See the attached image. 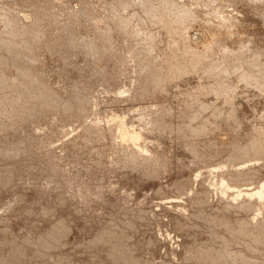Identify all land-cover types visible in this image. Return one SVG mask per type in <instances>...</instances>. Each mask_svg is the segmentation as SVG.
<instances>
[{
    "label": "rangeland",
    "instance_id": "obj_1",
    "mask_svg": "<svg viewBox=\"0 0 264 264\" xmlns=\"http://www.w3.org/2000/svg\"><path fill=\"white\" fill-rule=\"evenodd\" d=\"M150 1L0 0L22 28L0 23L1 264L264 263V154L244 151L264 139V0ZM238 196L258 207L251 248L220 224Z\"/></svg>",
    "mask_w": 264,
    "mask_h": 264
},
{
    "label": "bare ground",
    "instance_id": "obj_2",
    "mask_svg": "<svg viewBox=\"0 0 264 264\" xmlns=\"http://www.w3.org/2000/svg\"><path fill=\"white\" fill-rule=\"evenodd\" d=\"M148 1H149V0H142V2L135 4V3H133V1H131V0H118V2H117L118 5L115 6V7L118 8V6H119V9H122V11H123V10H126V9L128 10L131 6H137V5H138L137 7H138V8H141L142 11L144 12V14L149 15V16H150V15H151V16H152V15L155 16V12L157 11V5H156V6H155V5H152L151 1H150L151 4H150ZM163 1H164V0H163ZM167 1H168V0H167ZM167 1H166V2H167ZM234 1H235V0H234ZM256 1H257V0H256ZM134 2H135V1H134ZM212 2H213V1H212ZM224 2H225V1H224ZM157 3H158V0H157ZM157 3H156V4H157ZM112 4H113V3H112ZM153 4H154V3H153ZM163 4H164V3H163ZM163 4H162V6H163ZM226 4H228V3H226ZM167 5H168V3H167ZM112 6H113V8H115L114 5H112ZM160 6H161V3H160ZM160 6L158 5L159 8H160ZM166 7H167V6H166ZM253 7H254V6H253ZM213 8H214V7H213ZM105 9L107 10V8H105ZM105 9H104V11H105ZM163 9L165 10L166 8L163 7L162 10H163ZM116 10H117V9H116ZM131 10H132V9H131ZM162 10H161V11H162ZM164 10H163V11H164ZM133 11H134V8H133ZM216 11H217V10H216ZM233 11H234V10H233ZM119 12H120V10H119ZM113 13H114V12H113ZM120 13H121V12H120ZM123 13H124V12H123ZM132 13H133V12H132ZM161 13H162V12H161ZM236 13H237V12H236ZM246 13H247V12H246ZM246 13H245V14H246ZM87 14H88V13H87ZM259 14H260V13H259ZM90 15H92V14H90ZM93 15H94V14H93ZM115 15H116V14H115ZM123 15H124V14H123ZM158 15H159V14H158ZM237 15H238V14H237ZM240 15H241V14H240ZM248 15H249V14H248ZM257 15H258V14H257ZM170 16H174V17H172V18H173L175 21H180V22L183 21V18H182L183 16H181L180 14H177V13L174 14V13H173V15L171 14ZM251 16H252V15H251ZM89 17H90V16H89ZM119 17H120V16H119ZM165 17H166L167 19L169 18V16H168L167 14L165 15ZM220 17H221V15H220ZM253 17H254V16H253ZM121 18H123V17H121ZM150 18H151V17H150ZM158 18H159V17H158ZM158 18H157V22H158L162 17L160 16L159 20H158ZM217 18H218V17H217ZM231 18H232V17H231ZM155 19H156V18H155ZM169 19H170V18H169ZM174 20H173V21H174ZM99 21H100V20H99ZM115 21H116V20H115ZM118 21H119V20H118ZM120 21H121V20H120ZM120 21H119V22H120ZM130 21H131V20H130ZM155 21H156V20H155ZM169 21H170V20H169ZM173 21H172V22H173ZM175 21H174V22H175ZM94 22H95V21H94ZM97 22H98V21H96V23H97ZM153 22H154V21H153ZM0 23H1V25H2L3 28H6V27H11V28H12V27H13V28L22 29L21 26L18 25V22H16L15 20H14V21H7V20H3V19L0 18ZM129 23H130V22H129ZM151 23H152V21H151ZM55 24H56V23H55ZM158 24H159V23H158ZM119 25H122V26H121V30H123L122 33H123V35H124V31H125V33H126V30H127L126 27H129V24H128V22L123 21L122 24H119ZM229 25H230V24H229ZM237 26H238V25H237ZM227 28H228V27H227ZM235 28H236V27H235ZM18 29H16V30H18ZM233 29H234V28H233ZM236 29H237V28H236ZM3 30H4V29H3ZM10 30H11V29H10ZM36 30H37V29H36ZM234 30H235V29H234ZM244 30H246V29H244ZM0 31H1V30H0ZM37 31H39V30H37ZM37 31H36V32H37ZM110 31H111V30H110ZM242 31H243V30H242ZM9 32H10V31H9ZM9 32H6V33H9ZM13 32H14V30H13ZM13 32H12V33H13ZM30 32H31V31H30ZM36 32H35V33H36ZM169 32H170V31H169ZM194 32H195V31H194ZM196 32H197V31H196ZM228 32H229V30H228ZM10 33H11V32H10ZM10 33H9V34H10ZM18 33H19V32H18ZM21 33H22V32H21ZM37 33H40V32H37ZM37 33H36V36H37V37L35 36V37H36L35 39H36V40L38 41V43H39V39L42 38V34H41L42 32H41L40 34H38V35H37ZM233 33H234V32H233ZM233 33H232V34H233ZM13 34H14V33H13ZM190 34H191V35H190ZM190 34H189V35H190L191 37H193V35H194L195 33H194L193 35H192V33H190ZM211 34H212V33H211ZM221 34H222V33H221ZM235 34H236V32H235ZM7 35H8V34H7ZM23 35H24V34H23ZM212 35H213V34H212ZM239 35H240V34H239ZM21 36H22V35H21ZM216 36H217V34H216ZM220 36H221V35H220ZM5 37H6V35H5ZM18 37H19V36H18ZM112 37H113V36H112ZM181 37H185V36H181ZM194 37H196V36L194 35ZM222 37H223V36H222ZM189 38H190V37H189ZM198 38H199V37H198ZM200 38H201V37H200ZM13 39H15V38H13ZM13 39H12V40H13ZM17 39H18V38H17ZM180 39H181V38H180ZM185 39H188V37H187V38L185 37ZM224 39H225V38H224ZM12 40H10V41H12ZM32 40H33V39H32ZM70 40H71V41H70ZM74 40H75L74 38L69 37V42H73ZM218 40H219V39H218ZM2 41H7V39H6V40H2ZM2 41H1V42H2ZM8 41H9V40H8ZM34 42H35V41H34ZM220 42H222V40H221ZM6 43H7V42H6ZM9 43H10V42H9ZM9 43H7V44H9ZM35 43H37V42H35ZM238 43H239V42H238ZM3 44H4V43H3ZM7 44H6V45H7ZM15 44H16V43H15ZM68 44H69V43H68ZM213 44L215 45L216 43H213ZM218 44H219V43H218ZM218 44H217V45H218ZM1 45H2V43H1ZM10 45H11V44H9V46H10ZM12 45H14V42H12ZM71 45H72V44H71ZM220 45H221V44H220ZM16 46H17V45H16ZM14 47H15V46H13V48L11 47V50L15 51V50H14V49H15ZM18 47H19V46H18ZM71 47H72V46H71ZM214 47H217V46H214ZM220 47H221V46H220ZM8 48H9V47H8ZM20 48H21V47H20ZM22 49H23V48H22ZM8 50H9V49H8ZM11 50H10V51H11ZM16 50H17V48H16ZM31 64H32V63H31ZM5 65H6V64H5ZM2 66H3V65H2ZM18 69H19V74L21 75V77L24 76L23 78L26 79L25 76H27V77L29 78L28 81H30V82H28V81H27V82H28V83H33V84H32V87H33L34 84H37L35 78H34V77H31V76L29 75V73H28V69H24V68H18ZM1 74H2V73H1ZM1 74H0V75H1ZM57 75H58V74H57ZM28 78H27V79H28ZM60 78H61V77H60ZM10 79H11V78H10ZM24 79H23V80H24ZM49 82H50V81H49ZM257 82H260V79H257ZM23 83H24V82H23ZM25 83H26V82H25ZM28 83H26V84H28ZM10 84H11V83H10V80L6 79V78L4 77V75L2 74V76H0V90H2V87H4V89H5V87H8V85L11 86ZM26 84H25V86L27 87ZM15 85H16V84H15ZM19 85H20V84H19ZM30 85H31V84H30ZM30 85L28 84L29 89H28L27 92H29V90H30ZM48 85H49V84H48ZM50 85H51V83H50ZM52 85H53V84H52ZM13 86H14V85L12 84L11 87H13ZM20 86H21V85H20ZM20 86H17V88L20 87ZM37 86H38V87H37ZM37 86H36V87L39 89V85H38V84H37ZM41 86H42V85H41ZM43 86H44V85H43ZM46 86H47V85H46ZM11 87H10V88H11ZM21 87H23V85H22ZM63 87H64V86H63ZM8 88H9V87H8ZM24 88H25V87H24ZM42 88H43V87H42ZM25 89H26V88H25ZM25 89H24V90H25ZM31 89H32V88H31ZM58 89H59V88H58ZM16 90L18 91V89H16ZM16 90H15V91H16ZM19 90H21V89L19 88ZM32 90H33V89H32ZM35 90H37V89L35 88ZM44 90H45V87H44V89H43V92H40V90H37V92L39 91V95H38V93H37L36 95H38L39 98H41V96H42V98H44V97L47 98V96H49L48 93L52 94L51 92H48L47 90L44 92ZM48 90H49V89H48ZM13 91H14V90H13ZM13 91H12L11 93H13ZM15 91H14V92H15ZM21 91H23V88H22ZM49 91H51V90H49ZM24 93H25V91L23 92V94H24ZM45 93H46L47 95H46ZM13 94H15V93H13ZM16 94H17V92H16ZM18 94H20V93H18ZM23 94H22V95H23ZM31 94H32V93H31ZM31 94L29 93V95H31ZM24 95H25V94H24ZM32 95H33V94H32ZM40 95H41V96H40ZM45 95H46V96H45ZM54 95H55V94H54ZM14 96H17V95H14ZM18 96H19V95H18ZM20 96H21V95H20ZM20 96H19V97H20ZM33 96H34V95H33ZM50 96L53 97V95H50ZM50 96H49V97H50ZM55 96H56V95H55ZM55 96H54V97H55ZM19 97H17V98L19 99ZM21 97H22V96H21ZM31 97H32V96H31ZM34 97H35V96H34ZM49 97H48V98H49ZM17 98H16V99H17ZM23 98H24V97H23ZM23 98H22V99H23ZM32 98H33V97H32ZM39 98H38V99L36 98V99L39 100ZM42 98H41V99H42ZM16 99H15V101H16ZM26 99L28 100V97H27ZM30 99H31V98H30ZM53 99H54V98H53ZM53 99L51 98L52 101H53ZM4 100H5V99H4ZM10 100H11V99H10ZM27 100L23 99V102H22L21 99H20V100H18V101L21 102V103L23 104L24 101H27ZM31 100H33V99H31ZM48 100H49V99H48ZM48 100H47V101H48ZM5 101H7V100H5ZM13 101H14V100H13ZM13 101H12V102H13ZM35 101H36V100H35ZM44 101H46V99H45ZM44 101L42 100V103L45 105ZM47 101H46V103H47ZM52 101H50L51 104H52ZM12 102H11V104H13ZM16 102H17V101H16ZM19 102H17V104H18ZM50 102H49V103H50ZM53 102H54V101H53ZM29 103H30V102H29ZM31 103H32V102H31ZM35 103H36V102H35ZM49 103H48V104H49ZM55 103H57V101L54 102L53 104H55ZM22 104H21V105H22ZM26 104H28V103H26ZM32 104H33V103H32ZM32 104H31V105H32ZM71 104H72V103H71ZM15 105H16V104H15ZM19 105H20V104H18V106H17L18 108H19ZM34 105H35V104H34ZM34 105H33V106H34ZM46 105H47V104H46ZM56 105H57V104H56ZM11 106H12V105H11ZM35 106H36V105H35ZM49 106H50V104H49ZM53 106H54V105H53ZM53 106L51 105L50 108H52ZM64 106H65V105H64ZM8 107H9V106H8ZM14 107H15V106H14ZM40 107H41V106H40ZM40 107H39V108H40ZM12 108H13V106H12ZM21 108H22V107H21ZM23 108H24V107H23ZM37 108H38V107H37ZM3 109H4V108H3ZM10 109H11V108H10ZM34 109H35V108H34ZM34 109H32V110H34ZM41 109H42V108H41ZM80 109H81V108H80ZM15 110H16V109H14V111H15ZM30 110H31V109H30ZM5 111H6V110H5ZM12 112H13V110H12ZM12 112H11V113H12ZM15 112H16V111H15ZM30 112H31V111H30ZM16 113H17V112H16ZM31 113H32V112H31ZM13 114H14V113H13ZM90 125H91V124H90ZM121 125H122V124H121ZM96 127H97V126H96ZM119 127L122 128L123 125H122V127H121V126H119ZM262 127H263V126H262ZM86 128H87V127H86ZM91 128H92V127H91ZM98 128H99V127H98ZM259 128H260V127H259ZM262 130H263V133H264V127H263ZM119 131H120V130H119ZM257 131H258V130H257ZM91 132H92V131H91ZM96 132H97V130H96ZM110 132H111V130H110ZM258 133H259V131H258ZM87 134H89V133L87 132ZM259 134H261V132H260ZM90 135H91V134H90ZM120 136H121V135H120ZM193 136H194V135H193ZM260 136H261V135H260ZM260 136H259V137H260ZM191 137H192V136H191ZM194 137H195V136H194ZM120 138H121V137H120ZM257 139H258V138H257ZM127 140H128V139H127ZM127 140H126V141H127ZM123 141H124V140H123ZM121 142H122V139H121ZM261 143H262V144L259 145V144H257L256 141H251L250 145H248V147H246V148L244 149L246 156H247V153H248V154H249V153H252V154H255V155L258 153L259 156L263 155V154H264V139H263V141H262ZM129 145H130V144H129ZM132 147H133V146H132ZM144 149H146V148H144ZM250 155H251V154H250ZM251 156H252V155H251ZM263 156H264V155H263ZM253 158H254V157H253ZM259 158H260V157H259ZM256 163H257V162H256ZM221 164H222V163H221ZM224 164H225V163H224ZM250 164H251V163H250ZM246 165H247V164H246ZM236 166H237V165H236ZM237 167H238V166H237ZM242 167H243V166H242ZM250 167H251V166H250ZM217 168H218V167H217ZM230 168H231V166H230ZM238 168H239V167H238ZM245 168H246V167H245ZM247 168H248V167H247ZM222 169H223V168H222ZM248 169H249V168H248ZM252 169H253V165H252ZM252 169H251V170H252ZM226 170H227V168H226ZM243 170H244V169H243ZM249 170H250V169H249ZM249 170H248V171H249ZM254 170H256V167H254ZM257 170H258V169H257ZM236 171H237V169H236ZM242 172H243V171H242ZM237 174H238V173H237ZM237 174H236V175H237ZM240 174H241V173H240ZM242 174H243V173H242ZM243 175H245V173H244ZM245 176H246V175H245ZM239 177H240V176H239ZM246 177H247V176H246ZM238 179H240V178H238ZM242 179H244V178H241V180H242ZM245 179L247 180V178H245ZM211 180H212V179H211ZM212 181H213V180H212ZM221 182H222V181H221ZM237 182H238V181H237ZM246 182H247V181H246ZM260 183H261V182H260ZM262 183H263V182H262ZM217 184H218V182H217ZM223 184H225V183H223ZM223 184L220 185L221 187H219V186L217 185V186L219 187L218 190L220 189V191H222V194L226 193L227 190H229V189L231 188V187L226 188V187H228V186H226V187H225L226 189L224 190V189L222 188V187H223ZM238 184L240 185V187H242V186H241V183L238 182ZM225 185H226V184H225ZM236 185H237V184H236ZM242 185L244 186L245 184H243V182H242ZM259 185H261V184H259ZM262 185H264V184H262ZM262 185L260 186L259 189H262ZM210 186H211V185H210ZM215 187H216V186H215ZM240 187H239V189H238V186H237V188H235L236 190L238 189V190H240V191H234V192H233V190H232L233 194H240L241 196L244 195V197L242 196V197H243L242 199H244L245 197H248V199H250V198H252V196H253V199H254V196H255V199H256L257 203H258V202L260 203V199H262V198H261L262 195H261V193L258 191L259 189H257V192H254L253 194H251V195L249 196V194H250L251 191H249V192H248V191H244L243 189H245L244 187H246V186L242 187L243 189H241ZM257 187H258V185H257ZM257 187H256V188H257ZM247 188L249 189V187H247ZM256 188H255V189H256ZM232 189H233V188H232ZM248 189H245V190H248ZM214 190H215V189H214ZM241 190H243V191H241ZM250 190H251V189H250ZM263 190H264V189H263ZM255 191H256V190H255ZM260 191H261V190H260ZM228 192H230V191H228ZM235 192H236V193H235ZM243 193H244V194H243ZM226 194H228V193H226ZM224 195H225V194H224ZM224 195H223V197H224ZM230 195H231V193H230ZM230 195L228 194V196H227V195H225V196H226V197H230ZM231 196H232V195H231ZM241 196H240V197H241ZM226 197H225L224 199H226ZM235 197H236V196H234V198L232 197V199H235ZM240 197L238 196V200L241 201V202H239V203H242V204L240 205L239 203H236V206H237V204H239L237 207L240 208V209H242V211H241V210H240V211H241V213L244 212V213H243L244 216L242 215L241 218L235 220V224L232 223L233 225H232V224H231V225L228 224L227 221H225V222H221V220H220V224L222 225V228H224V230L229 231V233L231 232V234H232L233 236H235V237H234L235 239H238V238H239V240H241V241H243V242H245V243H246V242H249L248 244H249V247L251 248L252 243L256 246L257 243H260V242H261L260 239H261L262 237H260V236H258V235H254V234L252 233V231L254 232L255 230H257V229H255V230H251V228H252L257 222H256V223L254 222L255 224L253 225V224H252L253 222L250 221V222H251V223H250V222L247 221L248 219H250V220L252 219V218H250V215H249V218H248V215H247V214H249V213L251 212V209L253 208V206H250V204H249V206H243V203H244V202H242L243 200H240V199H241ZM192 198H193V197H192ZM221 198H222V197H221ZM219 199H220V198H219ZM222 199H223V198H222ZM222 199H220V200H222ZM228 199H229V201H226L227 199L224 200V201H226V202H230V201L232 200L231 198H228ZM230 199H231V200H230ZM245 199H246V198H245ZM248 199H247V200H248ZM255 199H254V200H255ZM235 200H236V199H235ZM204 201H205V200H204ZM233 201H234V200H233ZM236 201H237V200H236ZM236 201H235V202H236ZM248 201H249V200H248ZM250 201H251V203H252L253 200H250ZM250 201H249V202H250ZM262 201H263V200H262ZM262 201H261V204H262ZM231 203H232V202H231ZM259 203H258V207H259V205L261 206V204H259ZM202 204H203V202H202ZM205 204H206V203H205ZM229 204H230V203H227V205L225 204V208H227L228 210L231 211V210H232V207H234V206L231 205V209H230V208H229L230 206L228 207ZM233 204H234V202H233ZM244 204H245V203H244ZM247 204H248V203H247ZM253 204L255 205V203H253ZM219 206H220V205H219ZM226 206H227V207H226ZM255 206L257 207V205H255ZM255 206H254V208H255ZM262 206H263V205H262ZM251 207H252V208H251ZM258 207H257V208H258ZM250 208H251V209H250ZM254 208H253V210H254ZM255 209H256V208H255ZM259 209L262 210V208H259ZM235 210H236V209H235ZM261 210H259L260 213H261ZM223 211H224V210H223ZM232 211H233V210H232ZM237 211H239V210H237ZM252 213H253V212H252ZM252 213H251V215H252ZM235 214H236V213H235ZM238 216H239V215H238ZM214 222H215V221H214ZM218 222H219V221H218ZM232 222H233V221H232ZM215 223H216V222H215ZM258 224H259V223H258ZM258 224H257V225H258ZM263 224H264V223H263ZM221 225H220V226H221ZM254 227L256 228L257 226L255 225ZM222 228H221V229H222ZM249 228H250V229H249ZM260 229H261V232H262V228H260ZM260 229H259V230H260ZM250 230H251V231H250ZM262 235H263V233H262ZM232 239H233V238H232ZM115 241H116V240H115ZM235 241H236V240H235ZM263 241H264V240H263ZM260 244H261V243H260ZM117 245H118V244H117ZM232 245H233V244H232ZM235 245H236V244H235ZM262 246H264V245L262 244ZM15 250H16V249H15ZM42 250H43V249H42ZM46 250H47V249H46ZM250 251H251V250H250ZM38 252H39V251H38ZM201 252H202V251H200V254H199V255H201V256H199V257H198V255H196V256H197L198 258L202 257V260H207L208 262H207V261H204V262H207V264H209V262H211V263L214 262L215 255H216V257H217V256L219 257V256L221 255V254L219 255V253H215V254H214V253H213L211 250H209V249H208V252L206 251V253H205V252H202V253H203V254H202ZM40 254H41V252H40ZM259 254H260V253H259ZM226 256H227V255H226ZM230 256H231V255H230ZM190 257H191V256H190ZM218 257H217L216 260H218ZM221 257H222V256H221ZM221 257H220V259H221ZM193 258H194V260H195V255H194ZM193 258H192V259H193ZM123 259H124V258H123ZM192 259H191V260H192ZM249 259H250V258H249ZM0 260H1V259H0ZM118 260H120V259H117V261H118ZM121 260H122V259H121ZM124 260H125V259H124ZM142 260H143V259H142ZM196 260L198 261V259H196ZM230 260H231V259H230ZM117 261H116V262H117ZM122 261H123V260H122ZM129 261H130V260H129ZM129 261H127V264H130ZM222 261H223V260H222ZM242 261H243V262H242L243 264H253V262L250 263V261H248V260H243V259H242ZM114 262H115V261H114ZM119 262H120V263H123L124 261H123V262L118 261V263H119ZM125 262H126V261H125ZM131 262H132V261H131ZM134 262H135V261H134ZM134 262H133V263H134ZM198 262H199V261H198ZM216 262H218V261H216ZM1 263H2V262H1ZM1 263H0V264H1ZM176 263H177V262H176ZM199 263H200V262H199ZM199 263H197V264H199ZM201 263H202V262H201ZM219 263H220V262H219ZM225 263H226V262H225ZM242 263H241V264H242ZM254 263H256V262H254ZM34 264H35V263H34ZM53 264H54V263H53ZM55 264H56V263H55ZM61 264H62V263H61ZM124 264H125V263H124ZM162 264H163V263H162ZM214 264H215V263H214ZM263 264H264V263H263Z\"/></svg>",
    "mask_w": 264,
    "mask_h": 264
}]
</instances>
